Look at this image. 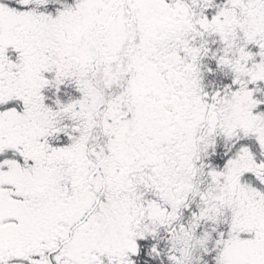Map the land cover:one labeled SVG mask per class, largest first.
Here are the masks:
<instances>
[{
    "label": "snow or ice",
    "instance_id": "obj_1",
    "mask_svg": "<svg viewBox=\"0 0 264 264\" xmlns=\"http://www.w3.org/2000/svg\"><path fill=\"white\" fill-rule=\"evenodd\" d=\"M0 264H264V0H0Z\"/></svg>",
    "mask_w": 264,
    "mask_h": 264
}]
</instances>
